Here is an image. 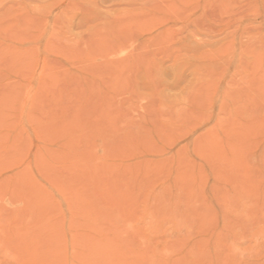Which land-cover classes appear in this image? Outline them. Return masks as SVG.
<instances>
[{"label": "rangeland", "instance_id": "1", "mask_svg": "<svg viewBox=\"0 0 264 264\" xmlns=\"http://www.w3.org/2000/svg\"><path fill=\"white\" fill-rule=\"evenodd\" d=\"M0 264H264V0H0Z\"/></svg>", "mask_w": 264, "mask_h": 264}]
</instances>
